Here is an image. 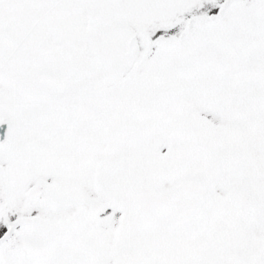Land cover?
Masks as SVG:
<instances>
[{
	"label": "snow or ice",
	"instance_id": "obj_1",
	"mask_svg": "<svg viewBox=\"0 0 264 264\" xmlns=\"http://www.w3.org/2000/svg\"><path fill=\"white\" fill-rule=\"evenodd\" d=\"M0 264H264V0H0Z\"/></svg>",
	"mask_w": 264,
	"mask_h": 264
}]
</instances>
